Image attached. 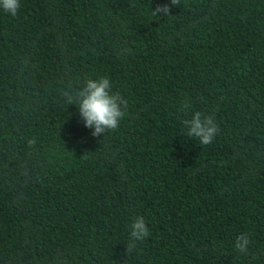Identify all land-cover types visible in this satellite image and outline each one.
Returning <instances> with one entry per match:
<instances>
[{
	"label": "trees",
	"instance_id": "16d2710c",
	"mask_svg": "<svg viewBox=\"0 0 264 264\" xmlns=\"http://www.w3.org/2000/svg\"><path fill=\"white\" fill-rule=\"evenodd\" d=\"M20 4L0 9V264H264V0ZM100 76L128 108L94 137L61 93Z\"/></svg>",
	"mask_w": 264,
	"mask_h": 264
},
{
	"label": "clouds",
	"instance_id": "9594fccd",
	"mask_svg": "<svg viewBox=\"0 0 264 264\" xmlns=\"http://www.w3.org/2000/svg\"><path fill=\"white\" fill-rule=\"evenodd\" d=\"M180 0H171V6H179ZM21 4L20 0H0V9L11 17L18 16ZM153 15L170 14L168 4L159 5L153 10ZM112 81L106 76L97 78H88L82 88L75 93L71 91H62V96L68 104H75L85 127L92 129V135L99 137L111 130H116L120 126L125 111L128 108L127 99L119 92H112ZM192 105L190 101L183 102L178 111L188 114ZM190 138H195L201 146L210 145L218 134L219 126L211 115H204L200 111L191 113V118L183 119ZM29 145L35 143L34 139L28 141ZM129 240L127 242V251L131 253L138 242L145 241L150 237L151 231L143 216L133 218L129 224ZM250 244V238L247 233H242L236 237L235 250L240 253H246Z\"/></svg>",
	"mask_w": 264,
	"mask_h": 264
}]
</instances>
